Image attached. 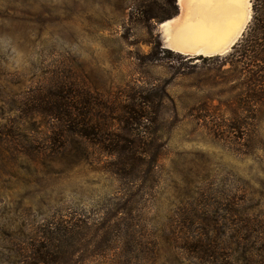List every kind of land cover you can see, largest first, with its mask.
<instances>
[{"label": "rangeland", "instance_id": "374dc122", "mask_svg": "<svg viewBox=\"0 0 264 264\" xmlns=\"http://www.w3.org/2000/svg\"><path fill=\"white\" fill-rule=\"evenodd\" d=\"M130 9L119 0H0V264H21L23 241L44 217L88 209L125 186L93 136L60 148L42 104L33 113L31 101L60 82L69 97L86 89L107 104L140 87L157 105L154 173L129 177L150 186L153 252L134 262L264 264L263 88L245 75L256 68L230 55L251 1L238 37L209 56L164 47L160 23L130 21Z\"/></svg>", "mask_w": 264, "mask_h": 264}, {"label": "trees", "instance_id": "16d2710c", "mask_svg": "<svg viewBox=\"0 0 264 264\" xmlns=\"http://www.w3.org/2000/svg\"><path fill=\"white\" fill-rule=\"evenodd\" d=\"M119 1L130 3V21L146 25L170 19L179 10L177 0ZM250 1L249 23L230 55L256 68L247 69L245 75L250 81L256 79L251 84L263 88L260 97L264 100V0ZM65 88L60 82L57 87L47 89L39 101L32 100L33 113L42 104L40 108H45L52 119V135L60 142V148L69 137L85 140L93 136L101 145V154L109 158L104 163L107 170L116 179L124 177L125 186L88 209L64 208L41 219L33 234L26 235L23 241L20 262L84 264L91 258L109 257L111 264H143L134 262V256L150 249L153 252L147 217L152 201L143 193V188L150 186L129 177L143 179L154 173L158 151L152 147L155 140L151 125L157 120V105L149 92L140 87L125 95L128 100L109 104L100 102L86 89L69 97ZM93 110L95 119L91 121L89 113Z\"/></svg>", "mask_w": 264, "mask_h": 264}, {"label": "bare ground", "instance_id": "6f19581e", "mask_svg": "<svg viewBox=\"0 0 264 264\" xmlns=\"http://www.w3.org/2000/svg\"><path fill=\"white\" fill-rule=\"evenodd\" d=\"M177 4L178 14L159 26L165 46L182 54L224 52L249 17V0H177ZM192 13L196 16L191 18Z\"/></svg>", "mask_w": 264, "mask_h": 264}, {"label": "water", "instance_id": "95a60500", "mask_svg": "<svg viewBox=\"0 0 264 264\" xmlns=\"http://www.w3.org/2000/svg\"><path fill=\"white\" fill-rule=\"evenodd\" d=\"M161 23V22H160ZM160 34H161V37H162V39H163V44H164V47H166L165 46V41H164V37H163V33H162V29H160ZM167 48V47H166ZM200 55V54H199Z\"/></svg>", "mask_w": 264, "mask_h": 264}, {"label": "snow or ice", "instance_id": "6c2138e0", "mask_svg": "<svg viewBox=\"0 0 264 264\" xmlns=\"http://www.w3.org/2000/svg\"><path fill=\"white\" fill-rule=\"evenodd\" d=\"M240 2H246V0H240Z\"/></svg>", "mask_w": 264, "mask_h": 264}]
</instances>
